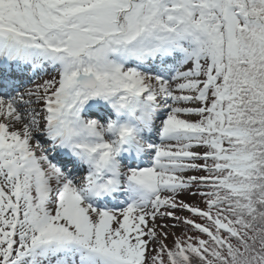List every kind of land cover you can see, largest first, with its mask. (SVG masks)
<instances>
[{"label": "snow or ice", "instance_id": "1", "mask_svg": "<svg viewBox=\"0 0 264 264\" xmlns=\"http://www.w3.org/2000/svg\"><path fill=\"white\" fill-rule=\"evenodd\" d=\"M0 264H264V0H0Z\"/></svg>", "mask_w": 264, "mask_h": 264}, {"label": "trees", "instance_id": "2", "mask_svg": "<svg viewBox=\"0 0 264 264\" xmlns=\"http://www.w3.org/2000/svg\"><path fill=\"white\" fill-rule=\"evenodd\" d=\"M190 202H191V203H195L196 201H193V200H192V201H190ZM170 241H171V239H169V242H170Z\"/></svg>", "mask_w": 264, "mask_h": 264}, {"label": "rangeland", "instance_id": "3", "mask_svg": "<svg viewBox=\"0 0 264 264\" xmlns=\"http://www.w3.org/2000/svg\"><path fill=\"white\" fill-rule=\"evenodd\" d=\"M37 82H39V79H38V81H37ZM29 86H31V85H29ZM190 201H192V200H189V202H190ZM170 239H172V238L170 237Z\"/></svg>", "mask_w": 264, "mask_h": 264}]
</instances>
